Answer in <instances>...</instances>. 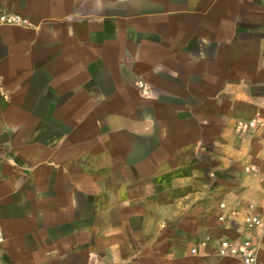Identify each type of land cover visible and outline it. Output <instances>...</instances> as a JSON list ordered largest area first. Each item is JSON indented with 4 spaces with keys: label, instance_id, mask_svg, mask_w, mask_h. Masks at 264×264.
<instances>
[{
    "label": "crops",
    "instance_id": "1",
    "mask_svg": "<svg viewBox=\"0 0 264 264\" xmlns=\"http://www.w3.org/2000/svg\"><path fill=\"white\" fill-rule=\"evenodd\" d=\"M1 11L0 264H242L216 246L247 235L264 264V223L217 220L264 222V0Z\"/></svg>",
    "mask_w": 264,
    "mask_h": 264
},
{
    "label": "built area",
    "instance_id": "2",
    "mask_svg": "<svg viewBox=\"0 0 264 264\" xmlns=\"http://www.w3.org/2000/svg\"><path fill=\"white\" fill-rule=\"evenodd\" d=\"M0 24H29L28 20L16 12L0 13ZM257 121L255 118L239 119L234 124V132L238 135H245L256 129ZM219 213L217 220L221 223L233 221L240 218V224L244 230L250 231L259 229L262 226V217L251 210V208L241 211L236 206H228L225 201L218 203ZM3 235L0 230V251ZM258 245L250 236L236 238H221L218 240L216 251L221 256L232 257L239 260L242 264H258L257 260ZM195 249L192 248L191 252Z\"/></svg>",
    "mask_w": 264,
    "mask_h": 264
},
{
    "label": "rangeland",
    "instance_id": "3",
    "mask_svg": "<svg viewBox=\"0 0 264 264\" xmlns=\"http://www.w3.org/2000/svg\"><path fill=\"white\" fill-rule=\"evenodd\" d=\"M2 12H4V11H1L0 13H2ZM145 102H146V100H139L137 106L138 107H145L146 106Z\"/></svg>",
    "mask_w": 264,
    "mask_h": 264
}]
</instances>
